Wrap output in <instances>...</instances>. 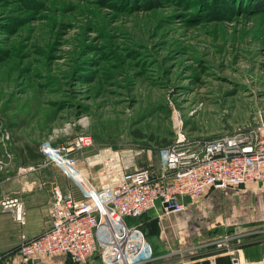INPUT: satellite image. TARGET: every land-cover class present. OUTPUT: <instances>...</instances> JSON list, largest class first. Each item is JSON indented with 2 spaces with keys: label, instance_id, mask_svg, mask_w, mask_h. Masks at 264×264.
<instances>
[{
  "label": "rangeland",
  "instance_id": "obj_1",
  "mask_svg": "<svg viewBox=\"0 0 264 264\" xmlns=\"http://www.w3.org/2000/svg\"><path fill=\"white\" fill-rule=\"evenodd\" d=\"M260 1L0 0V170L83 133L79 166L109 184L158 168L179 124L195 142L264 124ZM230 190L192 203L190 225L221 235Z\"/></svg>",
  "mask_w": 264,
  "mask_h": 264
},
{
  "label": "built area",
  "instance_id": "obj_2",
  "mask_svg": "<svg viewBox=\"0 0 264 264\" xmlns=\"http://www.w3.org/2000/svg\"><path fill=\"white\" fill-rule=\"evenodd\" d=\"M91 143V136L82 133L71 146L44 144L41 148L44 160L39 166L50 163L59 167L81 195L53 188L50 228L32 238L22 235L19 254L25 264L58 254L70 256L76 264H89L95 254L101 264H152L151 242L141 225L129 224L128 218H140L152 210L183 212L189 207L185 199L199 202L211 189L264 183V124L204 142L191 140L179 124L174 140L161 150L158 168H124L117 180L103 185L95 184L78 167L75 153ZM39 166H21L19 170ZM5 210H13L18 220L24 218L23 203L16 197L0 200V212ZM260 233L254 227H238L213 244L231 254L233 264H240L235 238Z\"/></svg>",
  "mask_w": 264,
  "mask_h": 264
},
{
  "label": "crops",
  "instance_id": "obj_3",
  "mask_svg": "<svg viewBox=\"0 0 264 264\" xmlns=\"http://www.w3.org/2000/svg\"><path fill=\"white\" fill-rule=\"evenodd\" d=\"M42 162L43 160L18 162L11 170H0V200L16 197L24 207L22 221L15 218L13 210L0 212V264H25L19 254L22 235L32 238L50 228L49 207L54 199L55 186L65 192L71 190L77 197L81 195L59 167L50 163L40 167ZM30 165L39 167L28 171L19 170L21 166ZM78 167L84 174L89 175L86 167L79 164ZM218 190L223 189H211L209 195L213 194L218 199ZM231 190L237 191L218 201V209H221V213L228 212V217H219L221 214L217 217L230 226L220 234L223 235L232 228L236 230L242 225L257 228L261 232L259 235L235 238L234 243L238 249L235 255L238 256L240 264H264V183ZM237 195H240V199H237ZM184 201L189 203V207L183 212L163 214L161 210H152L140 218L127 219L129 224L141 225L146 233L154 249L155 260L152 264H233V256L218 250L213 244L221 235L212 236L206 230L199 232L196 230L197 224L190 225L195 221V209L190 199ZM241 215L246 218H238ZM35 264L74 262L70 256L58 254L43 256ZM89 264H101L99 255L95 254Z\"/></svg>",
  "mask_w": 264,
  "mask_h": 264
},
{
  "label": "trees",
  "instance_id": "obj_4",
  "mask_svg": "<svg viewBox=\"0 0 264 264\" xmlns=\"http://www.w3.org/2000/svg\"><path fill=\"white\" fill-rule=\"evenodd\" d=\"M246 1L249 4L250 3L255 4L256 2H258V0H246ZM260 5H262V7H264V1H260ZM19 155L21 156V163H28V162L31 163V162H35V161L41 162L44 159V155L40 151L39 145L36 147L26 145L25 147H22L19 149ZM74 264H76V263L74 262Z\"/></svg>",
  "mask_w": 264,
  "mask_h": 264
}]
</instances>
